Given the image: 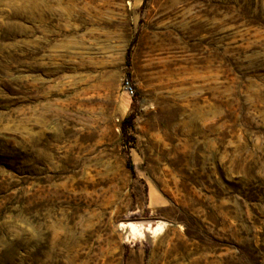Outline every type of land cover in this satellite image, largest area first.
Wrapping results in <instances>:
<instances>
[{
    "label": "rangeland",
    "instance_id": "rangeland-1",
    "mask_svg": "<svg viewBox=\"0 0 264 264\" xmlns=\"http://www.w3.org/2000/svg\"><path fill=\"white\" fill-rule=\"evenodd\" d=\"M0 264H264V0H0Z\"/></svg>",
    "mask_w": 264,
    "mask_h": 264
},
{
    "label": "water",
    "instance_id": "water-1",
    "mask_svg": "<svg viewBox=\"0 0 264 264\" xmlns=\"http://www.w3.org/2000/svg\"><path fill=\"white\" fill-rule=\"evenodd\" d=\"M166 226H167V222L165 221H159L157 223H153V221H149L145 223L143 222L142 224L139 225L134 223H120L118 225L119 229L122 230L127 237L130 234L137 233L139 237L145 240L162 233L165 230Z\"/></svg>",
    "mask_w": 264,
    "mask_h": 264
},
{
    "label": "built area",
    "instance_id": "built-area-1",
    "mask_svg": "<svg viewBox=\"0 0 264 264\" xmlns=\"http://www.w3.org/2000/svg\"><path fill=\"white\" fill-rule=\"evenodd\" d=\"M128 84V83H127ZM128 88L132 91V88H131V86L130 85H128Z\"/></svg>",
    "mask_w": 264,
    "mask_h": 264
},
{
    "label": "trees",
    "instance_id": "trees-1",
    "mask_svg": "<svg viewBox=\"0 0 264 264\" xmlns=\"http://www.w3.org/2000/svg\"><path fill=\"white\" fill-rule=\"evenodd\" d=\"M130 119V117H127L126 119H125V122L127 121V120H129Z\"/></svg>",
    "mask_w": 264,
    "mask_h": 264
},
{
    "label": "bare ground",
    "instance_id": "bare-ground-1",
    "mask_svg": "<svg viewBox=\"0 0 264 264\" xmlns=\"http://www.w3.org/2000/svg\"><path fill=\"white\" fill-rule=\"evenodd\" d=\"M132 227H134V226H132Z\"/></svg>",
    "mask_w": 264,
    "mask_h": 264
}]
</instances>
